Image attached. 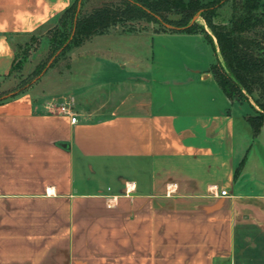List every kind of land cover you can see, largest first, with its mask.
Listing matches in <instances>:
<instances>
[{
	"label": "crops",
	"instance_id": "crops-1",
	"mask_svg": "<svg viewBox=\"0 0 264 264\" xmlns=\"http://www.w3.org/2000/svg\"><path fill=\"white\" fill-rule=\"evenodd\" d=\"M74 1L0 0V79L10 39ZM152 35L167 41L157 53ZM205 37L97 34L59 87L0 101V264H264V123L254 131L215 62L179 63L209 54Z\"/></svg>",
	"mask_w": 264,
	"mask_h": 264
},
{
	"label": "trees",
	"instance_id": "trees-1",
	"mask_svg": "<svg viewBox=\"0 0 264 264\" xmlns=\"http://www.w3.org/2000/svg\"><path fill=\"white\" fill-rule=\"evenodd\" d=\"M223 1L226 0H209L207 3L203 0L109 1L89 11L80 10L77 18V9L72 4L62 14L69 13L64 25L70 22L73 34L69 37L67 35L63 40L60 54L82 45L97 34L114 29L121 32L137 31V23L143 20L157 22L159 28L155 32H202L210 42L214 43V38L216 39L218 59L213 64L212 71L227 96L232 100L250 102L248 95L258 93L254 99L257 106L251 103L255 114L248 116L254 131L258 132L264 123V3L260 4V0H241V6L234 7L231 22L225 24L212 19ZM201 9L211 33L198 22L191 23L193 16ZM170 13L179 14L180 18L171 20L168 17ZM163 22L178 28L165 27ZM10 41L13 45L12 39ZM58 58L59 56L55 61Z\"/></svg>",
	"mask_w": 264,
	"mask_h": 264
},
{
	"label": "rangeland",
	"instance_id": "rangeland-1",
	"mask_svg": "<svg viewBox=\"0 0 264 264\" xmlns=\"http://www.w3.org/2000/svg\"><path fill=\"white\" fill-rule=\"evenodd\" d=\"M79 1L80 0L74 1V9L78 8ZM109 1L117 2L119 0H81L80 9L83 11H89L93 7ZM203 1L207 3L209 0ZM262 3H264V0H260V4ZM235 5L241 6V0L223 1L217 8V11L215 15H213L212 19L216 22L229 24L233 18ZM202 12V9L196 12L194 15L196 16L195 21L207 30L211 31L207 24L206 17L202 15ZM68 16L69 13L60 14L53 22L43 25L36 31L20 34L12 38L15 54V67L7 77L0 79V97L10 92L23 89L24 87H27L28 84H30L31 88L34 84H36L33 88H38V91L44 92L45 89L51 90L60 86V74L67 70V65L70 64V51L73 48L72 47L64 54H60L63 49V47H61L63 40L67 35L69 37V35L73 34V26L70 22H68L66 26L64 25V22L68 20ZM168 17L171 20H176L180 18V15L170 13ZM163 25L168 27L165 24ZM136 26L139 28L138 30H140L142 26H145V28L153 31H155L156 28H159V24L157 22L145 20L138 22ZM173 26L177 27L176 25ZM152 36H150L148 42L151 44L153 41L154 52L157 53L158 46L160 45L161 47L163 44H167V41L165 42V40H159L157 35ZM205 43L210 50L209 54L206 56H199L198 54L190 53L181 58L179 63L181 65H183V63H188L206 66L210 62H216L218 59V53L215 51L212 42L205 37ZM146 49H148V47L143 50ZM57 56H59V58L55 61ZM51 60L52 63L55 64L51 63L52 65L50 64L46 72L39 79L32 82ZM150 63L155 66L156 60H150ZM163 64H165V62L160 58V68H163ZM30 86L27 88H30ZM192 88H194V86H192ZM210 91L211 93L214 92V90ZM257 95L258 93L248 95L250 102L255 105L256 103L254 99ZM243 101L245 102L246 100Z\"/></svg>",
	"mask_w": 264,
	"mask_h": 264
},
{
	"label": "built area",
	"instance_id": "built-area-1",
	"mask_svg": "<svg viewBox=\"0 0 264 264\" xmlns=\"http://www.w3.org/2000/svg\"><path fill=\"white\" fill-rule=\"evenodd\" d=\"M58 111L62 114L70 115L71 116V121L76 122L77 116L74 110L73 102L70 99H65L59 102L58 106ZM222 195H227L228 190H222L221 191Z\"/></svg>",
	"mask_w": 264,
	"mask_h": 264
},
{
	"label": "water",
	"instance_id": "water-1",
	"mask_svg": "<svg viewBox=\"0 0 264 264\" xmlns=\"http://www.w3.org/2000/svg\"><path fill=\"white\" fill-rule=\"evenodd\" d=\"M79 10H80V3L78 4V8H77V12H76V18H77V15H78V13H79ZM159 19H161L160 18V16H157ZM195 19H196V16H194L193 17V19H192V21H191V23L192 22H194L195 21ZM166 26H168L169 28H178V27H175V26H173V25H171V24H169V23H166V22H163ZM52 63V60L48 63V65L43 69V71L32 81V82H34V81H36L37 79H39L45 72H46V70L48 69V67L50 66V64ZM30 86V84H28L27 85V87H29ZM27 87H24V88H27ZM23 88V89H24ZM15 94V92H11V93H8V94H6V95H4V96H2L0 99H3V98H7V97H9V96H12V95H14Z\"/></svg>",
	"mask_w": 264,
	"mask_h": 264
}]
</instances>
